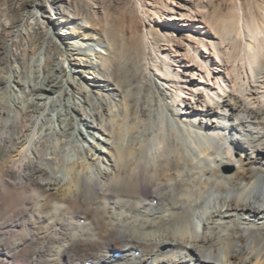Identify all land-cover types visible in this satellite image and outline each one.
Masks as SVG:
<instances>
[{
  "label": "bare ground",
  "instance_id": "6f19581e",
  "mask_svg": "<svg viewBox=\"0 0 264 264\" xmlns=\"http://www.w3.org/2000/svg\"><path fill=\"white\" fill-rule=\"evenodd\" d=\"M212 2L142 11L123 87L68 21L61 47L48 18L33 56L7 46L0 264H264V11Z\"/></svg>",
  "mask_w": 264,
  "mask_h": 264
},
{
  "label": "rangeland",
  "instance_id": "374dc122",
  "mask_svg": "<svg viewBox=\"0 0 264 264\" xmlns=\"http://www.w3.org/2000/svg\"><path fill=\"white\" fill-rule=\"evenodd\" d=\"M163 2L164 0H0V77L7 74V46L13 45L19 54L24 53L23 48L27 46V56H33L47 36V28L42 20L48 18L58 28L54 36L58 47L62 46L60 33L66 21L72 24L71 31L76 36L92 43L111 44L110 53L104 61L114 70L115 81L121 86L124 83L125 86L128 73L125 71L138 60L141 37L152 24L142 11L155 21V16L163 12ZM241 3L245 19L249 20V12H253L262 21L264 0H241ZM142 5L145 8L142 9ZM203 6H207V2ZM236 7V0H213L208 6L209 20H232L238 15L235 13ZM34 8H38L39 15H42L37 24L32 21ZM31 22L34 24L30 25ZM82 24H86L85 28ZM23 27L28 31L18 32ZM158 42L161 43L159 40ZM58 47L53 48L52 56L59 52ZM122 70L125 71L121 73ZM64 71L67 79L73 76L69 67ZM85 74L74 72L73 86L80 91Z\"/></svg>",
  "mask_w": 264,
  "mask_h": 264
}]
</instances>
